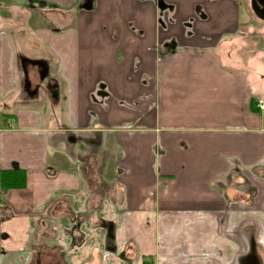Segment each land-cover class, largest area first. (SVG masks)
<instances>
[{
    "label": "crops",
    "instance_id": "obj_1",
    "mask_svg": "<svg viewBox=\"0 0 264 264\" xmlns=\"http://www.w3.org/2000/svg\"><path fill=\"white\" fill-rule=\"evenodd\" d=\"M240 1L0 0V171L26 177L0 191V264H247L257 228L264 264Z\"/></svg>",
    "mask_w": 264,
    "mask_h": 264
},
{
    "label": "trees",
    "instance_id": "obj_2",
    "mask_svg": "<svg viewBox=\"0 0 264 264\" xmlns=\"http://www.w3.org/2000/svg\"><path fill=\"white\" fill-rule=\"evenodd\" d=\"M24 171L12 168L6 171H0V191L5 193L11 189H23L25 187Z\"/></svg>",
    "mask_w": 264,
    "mask_h": 264
},
{
    "label": "water",
    "instance_id": "obj_3",
    "mask_svg": "<svg viewBox=\"0 0 264 264\" xmlns=\"http://www.w3.org/2000/svg\"><path fill=\"white\" fill-rule=\"evenodd\" d=\"M254 12L261 18L264 19V0H256V3L254 5ZM259 236L258 228L255 230V233L250 235L248 237V240L250 241L247 245L246 249L238 256L235 257L237 261L247 259L249 263L247 264H256L253 257L252 252L255 243L257 242Z\"/></svg>",
    "mask_w": 264,
    "mask_h": 264
},
{
    "label": "rangeland",
    "instance_id": "obj_4",
    "mask_svg": "<svg viewBox=\"0 0 264 264\" xmlns=\"http://www.w3.org/2000/svg\"><path fill=\"white\" fill-rule=\"evenodd\" d=\"M241 4L244 3V0L240 1ZM244 9V7L242 8ZM254 12V11H253ZM255 14V12H254ZM256 15V14H255ZM245 36H264V20H262L260 17L256 15V20L254 23V26L249 28ZM85 237L81 235V240L84 239Z\"/></svg>",
    "mask_w": 264,
    "mask_h": 264
},
{
    "label": "built area",
    "instance_id": "obj_5",
    "mask_svg": "<svg viewBox=\"0 0 264 264\" xmlns=\"http://www.w3.org/2000/svg\"><path fill=\"white\" fill-rule=\"evenodd\" d=\"M256 107L261 110L264 111V101L263 100H258L256 103Z\"/></svg>",
    "mask_w": 264,
    "mask_h": 264
},
{
    "label": "flooded vegetation",
    "instance_id": "obj_6",
    "mask_svg": "<svg viewBox=\"0 0 264 264\" xmlns=\"http://www.w3.org/2000/svg\"><path fill=\"white\" fill-rule=\"evenodd\" d=\"M252 3H253V4H252V5H253L252 7H253V11H254V5H255V3H256V0H252ZM255 14H256V13H255ZM256 15H257V14H256ZM257 16H258V15H257ZM258 17H259V16H258ZM260 18H261V17H260ZM261 19L264 20L263 18H261Z\"/></svg>",
    "mask_w": 264,
    "mask_h": 264
}]
</instances>
